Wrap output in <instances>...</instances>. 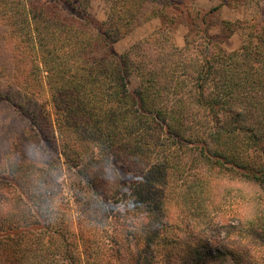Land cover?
<instances>
[{"label":"trees","instance_id":"trees-1","mask_svg":"<svg viewBox=\"0 0 264 264\" xmlns=\"http://www.w3.org/2000/svg\"><path fill=\"white\" fill-rule=\"evenodd\" d=\"M83 1L0 0V127L5 105L12 121L19 114L29 119L22 135L30 132L38 144L42 133L48 141L58 135L62 156L92 187L99 182L112 187L114 162L124 165V175H140L131 193L124 188V198L110 197L112 215L130 219L131 226L123 222L124 234L112 235V246L103 233H89L81 224L86 252L92 259L110 257L111 264H264V211L232 225L228 214L235 213L234 203L223 188H213L215 179L235 171L264 185V23L260 33H252L257 45L221 58L200 57L189 43L181 49L162 39L177 23L174 14L185 9L175 0H109L107 22L79 10ZM184 12L193 23L191 11ZM154 18L163 22L156 36L124 54L115 50L121 38ZM135 74L140 83L131 91ZM9 77L12 90L3 85ZM23 88L33 101L30 110L17 101ZM40 93L53 102L54 113L35 100ZM5 160L10 177L4 185L11 192L0 198L3 264H83L79 238L71 234L72 245L62 249L63 230L36 228V218H47L35 202L41 190L25 186L17 162ZM171 165L182 180L175 208L185 217H178L184 228L166 220L173 201L146 196L148 182L154 194L167 191ZM78 206L82 216L84 206ZM149 207L151 229L141 221L150 218ZM190 222L210 227L205 239L197 243Z\"/></svg>","mask_w":264,"mask_h":264},{"label":"rangeland","instance_id":"rangeland-1","mask_svg":"<svg viewBox=\"0 0 264 264\" xmlns=\"http://www.w3.org/2000/svg\"><path fill=\"white\" fill-rule=\"evenodd\" d=\"M175 1L181 6L183 5L185 9L180 7V11L183 12L178 11L174 14L176 15L175 18L177 23L173 26L171 35H164L162 37V39H167V41H169L167 43L172 42L181 49L186 48V44L188 45L189 43L191 53L194 50L196 56L211 57L212 55H217V57L220 58L224 55L236 54L246 45H257L258 40L254 37L252 38V33H260L259 26H263L264 0ZM62 6L64 9H68L66 5L62 4ZM186 9L191 11L193 23L189 21V18L184 12ZM79 10H86L99 21L107 22L111 11V4L109 0H85L79 4ZM202 18L205 19V22ZM161 28H163L162 20L154 18L135 28L125 37L121 38L115 44L114 48L118 53L124 54L136 43L148 40L154 35L156 36ZM156 50L154 53H156ZM7 54L8 53L6 52L5 56H7ZM213 79L217 80L216 77ZM12 82L13 78L4 82L3 85L5 84L9 90H12L13 87L15 88ZM139 83L140 79L135 74L132 76L130 90L134 91L139 86ZM182 84L185 85V83ZM222 88L223 86H221V88L219 87L217 90L219 91ZM28 91L29 89L26 90V88H23L22 99L17 101L23 103L26 109L30 110L33 105L31 102L33 101L30 99L31 95ZM35 100L42 106L46 107L49 113L55 112L53 102L51 103L46 94L40 93L39 96L35 97ZM3 109L4 118L0 127V170H3L0 171L2 172L0 178H3L0 179V198L1 195L11 192L10 190L7 191V187L4 185L9 182L8 178L10 175L3 166V159H6L5 161L9 159V161L17 162L16 167L20 170L22 179H24L22 183L25 182V186H28L29 184L35 185V189L41 190V192L34 194L35 202L43 206L47 218H45V221L36 218V228H43V224H46L51 225L53 229L58 228L63 230L67 236V246L62 244V249H67L69 245H72L71 242L73 239L71 234L76 238H79V246L83 251V255H81L83 264H91V262L95 264H98V262H101V264H111L112 261L110 257H105L103 259H98V257L94 259L93 257L92 259V254L86 252L87 243L83 241L79 227L82 224L86 229H89L87 230L89 233L98 236L103 233L105 235L104 242L106 245L111 244L112 246H116L114 242L110 241V237L115 234L123 236V222L130 226L131 222L130 219L125 220L124 218L118 217L116 214L112 215L110 205H113L114 200L110 202V197L116 195L119 199L124 198V196L120 195L123 193L124 188H127L125 191L131 193V188L137 187L140 175L135 172H126L124 175L120 170V168L125 170L123 167L124 165L114 162L111 163V167L115 168L116 176H111L114 181L111 183L112 187L110 184H103L101 182H99L96 187H92L90 184L86 183L78 169L72 168L68 164L66 158L62 156L60 147L61 141L58 135H56L53 140L48 141L49 143L47 147L44 145V140H42L41 144H38L37 140L31 137L30 132H26V134L22 135L23 129H25L26 125L30 123L29 119L23 117V114H19L17 115L19 119L12 121L10 119L12 114L9 113L8 107L4 105ZM34 156H38L39 160L34 159ZM255 160L261 162L259 157H256ZM38 163H42L45 167H38ZM117 168H119V170H117ZM167 173V177L175 178V180H172L173 178H168L172 183H169L167 191L166 189H158L157 193L154 194L156 192V187H154L153 184H150L151 182H148L149 186L147 187L146 196L153 200L158 194L161 197H164V201H173L170 205V209H168L166 220L171 221L172 224H179L184 228L183 225H185V222L180 220L185 219V217L181 214L180 210L175 208V200L179 197L178 192L182 180L181 178H178L180 177V174L172 165ZM240 175L241 174L235 171L228 175L226 174L222 179H215L213 184L214 189L220 187L223 188L225 191L224 195L228 198V202L234 203L236 211L235 213L232 214L231 212L228 215L230 217L229 221L235 226L240 222L246 223L250 217L258 215L261 211H264V185L259 187L253 181L243 178V175ZM61 176L65 177L64 183L57 184V180ZM37 178L41 179L44 185H47L46 189H41L37 183ZM57 188H60L62 191H67L68 195L64 196L61 195V193L56 192ZM113 188L117 191L110 192V189ZM45 192H51L52 195H46ZM214 192L216 195L219 194L217 190ZM16 193L21 194L19 191ZM26 195V192H24L23 197L27 200ZM57 196H59V200H57ZM88 197H90V200ZM78 202L84 206L81 208L83 213L82 216L80 215ZM229 203L227 209L228 211H231L233 208ZM116 207L119 208L121 205H116ZM191 207H195V204H192L190 209ZM35 209L39 211L36 207ZM147 209L150 218L145 217L142 218L141 221L145 223L146 228L149 227L151 229L150 221H152L153 212L150 207ZM218 216L219 215L216 214V212L215 214H212V223L217 221ZM178 217L180 220H178ZM190 224L191 227L189 229L194 232V238H196L197 243L198 241H201V239H205L210 232V227L205 228L207 224L203 226H197L191 222ZM120 239L123 238L121 237ZM124 240L127 244L133 246L136 245L133 238H129V240L128 238H124ZM58 241L59 240H57V242ZM59 244L60 242L58 245ZM220 245L221 243L213 244V246ZM223 247L225 248V246ZM202 250L206 251L204 245L201 248V251ZM116 262L120 263L119 261ZM221 263L222 262H217L216 264ZM0 264H3L1 257Z\"/></svg>","mask_w":264,"mask_h":264},{"label":"clouds","instance_id":"clouds-1","mask_svg":"<svg viewBox=\"0 0 264 264\" xmlns=\"http://www.w3.org/2000/svg\"><path fill=\"white\" fill-rule=\"evenodd\" d=\"M41 135H42V139L44 140V145H45V147H47V145H48L49 142L46 139V137L43 136V133ZM33 158L36 159V160H39V157L38 156H34ZM38 167H45V166L42 163H38ZM64 180H65V177L61 176L57 180V184H63L64 183ZM37 183L41 187L42 190H44V189L47 188V185H44L43 184V181L41 179H39V178H37ZM56 192L61 193V195H64V196H67L68 195V192L67 191H62L60 188H57L56 189ZM45 194L46 195H52L51 192H45ZM57 200H59V196H57Z\"/></svg>","mask_w":264,"mask_h":264}]
</instances>
